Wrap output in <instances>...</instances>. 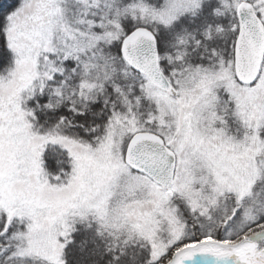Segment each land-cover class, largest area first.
Segmentation results:
<instances>
[{"label": "snow or ice", "instance_id": "obj_1", "mask_svg": "<svg viewBox=\"0 0 264 264\" xmlns=\"http://www.w3.org/2000/svg\"><path fill=\"white\" fill-rule=\"evenodd\" d=\"M0 264H264V0H0Z\"/></svg>", "mask_w": 264, "mask_h": 264}]
</instances>
